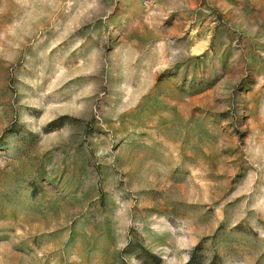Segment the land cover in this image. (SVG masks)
I'll return each instance as SVG.
<instances>
[{"label":"rangeland","instance_id":"374dc122","mask_svg":"<svg viewBox=\"0 0 264 264\" xmlns=\"http://www.w3.org/2000/svg\"><path fill=\"white\" fill-rule=\"evenodd\" d=\"M0 264H264V0H0Z\"/></svg>","mask_w":264,"mask_h":264},{"label":"trees","instance_id":"16d2710c","mask_svg":"<svg viewBox=\"0 0 264 264\" xmlns=\"http://www.w3.org/2000/svg\"><path fill=\"white\" fill-rule=\"evenodd\" d=\"M56 124V122H53V123H51V126H53V125H55Z\"/></svg>","mask_w":264,"mask_h":264}]
</instances>
